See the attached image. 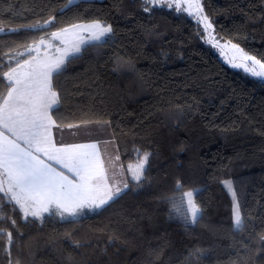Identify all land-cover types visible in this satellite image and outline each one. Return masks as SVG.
I'll list each match as a JSON object with an SVG mask.
<instances>
[{
  "label": "trees",
  "instance_id": "16d2710c",
  "mask_svg": "<svg viewBox=\"0 0 264 264\" xmlns=\"http://www.w3.org/2000/svg\"><path fill=\"white\" fill-rule=\"evenodd\" d=\"M69 1L0 0V74L44 32L11 29L53 16L55 27L110 25L111 34L83 45L58 74V109L70 114L65 123L82 119L80 109L109 121L125 173L145 152L152 156L143 184L132 181L98 212L24 219L18 206L0 202V264H264V80L223 62L182 10L148 1L145 12V0ZM201 3L220 38L264 62V0ZM226 180L245 221L239 231ZM190 189L199 190L203 218L186 227Z\"/></svg>",
  "mask_w": 264,
  "mask_h": 264
},
{
  "label": "snow or ice",
  "instance_id": "6c2138e0",
  "mask_svg": "<svg viewBox=\"0 0 264 264\" xmlns=\"http://www.w3.org/2000/svg\"><path fill=\"white\" fill-rule=\"evenodd\" d=\"M147 3L148 0H145V12L151 10ZM152 6L189 11L193 5L189 3L188 7H184L178 0L175 4L173 0H154ZM195 7V15L200 17L207 34L208 30L213 29V22L202 14L200 0H195ZM55 26L56 18L53 16L43 24L37 22L11 29L16 34L27 30L44 31L46 34L26 47L25 53L14 61L15 66L10 62L5 65L8 70L0 74V84L5 89L0 92V202L7 200V203L18 206L24 219L29 216L42 219L41 213H48L53 207L62 220L82 216L85 211L104 210L122 198L126 190L133 189L132 181L136 187L143 184L152 156V153L145 152L135 164H128L126 172L131 177L130 181L124 177L123 165H119L118 170L116 168V162L120 160L119 153L114 158H105V153L101 150L102 145L106 147L115 143L114 138H103L111 127L109 121L92 119L86 110L80 109L82 119L65 123L70 114L59 112L58 105L61 104L63 93L58 90L57 76L66 68L68 59L81 52L84 43L101 40L112 33V28L94 21L90 25L71 24L47 32V29ZM83 31H95L98 34L92 35L89 40L77 36L79 44L66 43L67 35ZM54 41H59V44ZM226 43L239 53L242 61L234 64V67H244L248 71L246 62L251 61L253 66L258 65L260 69H264L261 59L249 55L230 40ZM41 49L44 50V55L40 54ZM34 52L36 55H33ZM251 74L264 77V71H257L255 67ZM66 129L74 130L73 135H86L89 142L65 143L62 139L57 140L56 135L63 136ZM117 176L120 177L119 180L116 179ZM225 185L233 198V229L239 231L245 223L240 204L231 182L226 181ZM181 187V181L177 180V190ZM198 192V189H190L183 193L187 202L184 216L186 227L195 226L203 218L202 210L195 201ZM12 223L15 225V220ZM8 236L11 242V232ZM260 239L264 241V235ZM109 241L114 244L115 236L110 237ZM84 246L83 242L76 244L77 248ZM200 251L197 249L190 253L189 258L198 255ZM153 252L154 250H149L150 257ZM80 264H92V261L82 259Z\"/></svg>",
  "mask_w": 264,
  "mask_h": 264
},
{
  "label": "rangeland",
  "instance_id": "374dc122",
  "mask_svg": "<svg viewBox=\"0 0 264 264\" xmlns=\"http://www.w3.org/2000/svg\"><path fill=\"white\" fill-rule=\"evenodd\" d=\"M151 4H153L154 3V0H148ZM177 2V0H173V4H175ZM178 2L179 3H181L184 7H188V4L189 3H192V7H190L189 8V11H184V12H186L193 20H195V21H197L198 23H200L201 25H202V23L200 22V17L198 16V15H195V13H196V7H195V0H178ZM200 5L202 6V3H201V0H200ZM175 8V7H174ZM202 8H203V6H202ZM180 10H182L183 11V8H181ZM190 13H193V14H190ZM203 15H205L204 14V12L202 13ZM94 21H90V22H76V23H73V24H83V25H90V24H92ZM100 22V21H99ZM103 26H107L106 24H104V23H102V22H100ZM71 25V24H70ZM66 26H68V25H65V26H61V27H66ZM202 27H203V25H202ZM58 28H60V27H53V28H51V29H49V30H47V32L48 33H50V32H52V31H56ZM203 29H204V27H203ZM204 33H205V30H204ZM46 33L45 32H43V33H40L39 35H37L36 37H35V39H34V41H38L39 40V37H41V36H44ZM95 34H98V33H96L95 31H92V32H89V31H83V32H77V34L76 35H73V34H69V35H67L66 37H65V40H66V43L68 44V45H71L72 43H77V44H79L80 43V40L77 38V36H79L81 39H84V40H89V38L92 36V35H95ZM109 35V34H108ZM108 35H106V36H104L101 40H99V41H95V40H91L90 42H88V43H90V44H96V43H100V42H102V40L104 39V38H106ZM204 39H205V42L209 45V46H211V48L214 50V52L218 55V57L223 61V62H225L227 65H229L230 67H232V68H234V69H238V70H241L242 72H244V73H246V74H248L249 76H251V77H253V78H255V79H260V80H264V77H258V76H254V75H252L251 74V70H252V68L253 67H255V69L257 70V71H264V69H260L259 68V66L258 65H255V66H253L252 65V62L251 61H248V62H246V64H247V66H248V71H245V69H244V67H234L233 65L234 64H238V63H242V61L240 60V56H239V53L235 50V49H233L232 47H231V45L230 44H228V43H226L227 41H229V40H226V39H222V38H220L216 33H215V31H214V27H213V29H210V30H208V33L207 34H205V36H204ZM34 41H32V42H30L29 43V45L28 46H30V45H33L34 44ZM54 43H56V44H59V41H54ZM88 43H84L83 45H85V44H88ZM233 43V42H232ZM82 45V46H83ZM27 46V47H28ZM82 46H81V48H82ZM240 47V46H239ZM241 48V47H240ZM26 49V48H25ZM25 49L23 50V51H21V53H20V55L21 54H23V53H25ZM40 54L41 55H44V50L43 49H41L40 50ZM249 54V53H248ZM33 55H36V53L34 52L33 53ZM249 55H251V54H249ZM20 58V56L19 57H16V58H13V61H12V66H15V64H14V61L15 60H17V59H19ZM258 59V58H257ZM262 62V61H261ZM262 63H264V62H262ZM5 65H8V63H6ZM8 69H7V67H3V69H1V72H3V71H7ZM68 131V133H70V130H67ZM67 132H64V134H63V136H61V135H59V134H57L56 135V139L57 140H60V139H62L65 143H68L69 141V134H68ZM76 139V138H75ZM86 140V139H85ZM76 143H85L86 141H79V140H77V141H75ZM71 143H73V141H71ZM105 156H107V153L105 154ZM137 160L138 159H136L134 162H131L132 164H135L136 162H137ZM130 164V163H129ZM59 166V165H58ZM128 166V165H127ZM127 176L131 179V177L126 173V178H127ZM227 181V180H226ZM226 181H224V185H225V182ZM231 185H232V183H231ZM225 187H226V185H225ZM226 189H227V191L229 192V194H230V196H231V198H232V195H231V192L229 191V189L226 187ZM232 189H233V187H232ZM185 203H186V207H187V202H186V198H185ZM232 203H233V198H232ZM232 209H233V205H232ZM42 215V214H41Z\"/></svg>",
  "mask_w": 264,
  "mask_h": 264
},
{
  "label": "crops",
  "instance_id": "0c3cea01",
  "mask_svg": "<svg viewBox=\"0 0 264 264\" xmlns=\"http://www.w3.org/2000/svg\"><path fill=\"white\" fill-rule=\"evenodd\" d=\"M101 121H104V120H101ZM74 130H70V133H68V131H67V129L65 130V132H67L68 134H69V142L68 143H71V141H73V143H76L75 141H77V140H79V141H86V142H89V138L86 136V135H84V134H81V133H77V134H75V135H73L72 134V132H73ZM76 138V139H75ZM104 139H113V135H112V132H111V129H110V127L108 128V131H107V135L105 136V137H103ZM86 139V140H85ZM85 142V143H86ZM101 150H102V152H104L105 154L107 153V156H105V158H107V157H115V155L118 153V151H117V147H116V143H114V144H109V145H107L106 147L105 146H101ZM119 165H122V163H121V161L119 160L118 162H116V168H117V170L119 169ZM55 167H59L58 165H54ZM109 167H112L111 165H109ZM124 177L126 178V173H125V171H124ZM116 179L117 180H119L120 179V177L119 176H117L116 177ZM56 209L53 207L52 209H51V211L50 212H48V213H41L42 214V217L44 216V215H56V216H58V217H60L59 215H57L56 214Z\"/></svg>",
  "mask_w": 264,
  "mask_h": 264
},
{
  "label": "water",
  "instance_id": "95a60500",
  "mask_svg": "<svg viewBox=\"0 0 264 264\" xmlns=\"http://www.w3.org/2000/svg\"><path fill=\"white\" fill-rule=\"evenodd\" d=\"M73 1H75V0H71V2L69 1V2L67 3V5L71 4Z\"/></svg>",
  "mask_w": 264,
  "mask_h": 264
}]
</instances>
